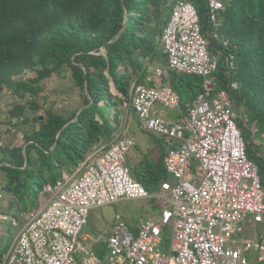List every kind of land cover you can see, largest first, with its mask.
<instances>
[{"label":"built area","instance_id":"built-area-1","mask_svg":"<svg viewBox=\"0 0 264 264\" xmlns=\"http://www.w3.org/2000/svg\"><path fill=\"white\" fill-rule=\"evenodd\" d=\"M225 1L207 0L208 19L215 27ZM160 40L166 67L154 68V85L135 87L131 107L138 128L161 138L164 168L172 181L147 191L126 165L135 141L116 136L82 172L44 186L47 198L26 214L0 264H250L251 252L257 263L264 262V186L238 125L249 118L234 107L228 89H217L220 56L209 51L190 0H176ZM224 59L230 75L234 55ZM169 69L203 79L187 113L173 122L154 110L156 103L178 108V94L163 82ZM228 86L232 90L237 83ZM248 128L257 133L254 125ZM143 198H155L160 213L140 221L136 233L119 214L109 235L83 233L91 209ZM248 219L260 231L247 233ZM100 241L105 252L97 255L92 248Z\"/></svg>","mask_w":264,"mask_h":264},{"label":"trees","instance_id":"trees-1","mask_svg":"<svg viewBox=\"0 0 264 264\" xmlns=\"http://www.w3.org/2000/svg\"><path fill=\"white\" fill-rule=\"evenodd\" d=\"M190 1L209 51L220 56L217 89H228L234 107L249 118L238 125L264 186V145L257 141L264 136V0H227L216 27L208 19L207 0ZM175 2L0 0V92L18 78L14 93L28 98L13 105L10 116L28 123L26 107L33 113L41 108L36 98L40 82L64 69L82 98L72 112L50 107L44 117L35 116L37 127L22 143L0 144V190L7 211L30 212L47 183H56L65 172L75 173L94 147H107L104 143L119 126L118 105L125 102L133 110L135 87L149 83L146 75L152 66L167 64L160 37ZM228 54L235 61L230 75L224 59ZM27 72L32 75L22 79ZM163 80L178 94V110L184 116L202 90V77L169 69ZM230 81L237 88L230 90ZM111 110L116 115L109 117ZM248 125L257 127V133ZM132 174L149 192L168 178L163 159ZM11 240L0 249V261Z\"/></svg>","mask_w":264,"mask_h":264},{"label":"rangeland","instance_id":"rangeland-1","mask_svg":"<svg viewBox=\"0 0 264 264\" xmlns=\"http://www.w3.org/2000/svg\"><path fill=\"white\" fill-rule=\"evenodd\" d=\"M102 53H104L103 49ZM164 65L166 66V64H162V66L160 65L159 67L164 68ZM30 75H32L31 72L24 73L22 79H28ZM15 79L13 81V85L6 87L0 92L1 145H18L19 143H22L25 136H27L34 128L37 127V123L35 122L34 117L37 115L40 117H44L45 110L50 107L56 111L72 112L82 105V98L80 92L78 88H76L73 84L71 73L68 69H64L59 74L53 75L50 78H46L40 82V86L42 89L36 98L39 100L41 108L36 113H33L32 111L28 110V107H26V116L28 117L29 122L24 123L22 122L21 118L18 119L16 117H11L9 112L13 105L18 103H25L28 99L27 95L24 99H22L14 93L15 83L19 81L18 78ZM112 90L114 91L113 88ZM167 110L175 111L174 109ZM114 113V110L108 111L109 117L115 116L116 114ZM116 117L119 123L117 131L109 141L104 143V146H108L117 134H131V131L137 125L136 114L133 112V110L129 109L128 106L125 105V103L118 105ZM259 140L260 143L264 145V136L260 137ZM99 148L100 147L94 148L93 153L99 150ZM260 153L264 152L261 151ZM135 154L137 156H144L143 152L141 153L138 149L131 150L130 153H127V155L129 156L127 157V163L128 158H134ZM89 156L91 157L92 154ZM146 158L148 159L149 157H147L146 155V157L144 156V160ZM195 166L196 164L192 162V167L195 168ZM47 196L48 195L44 194L43 192L40 193V195L38 196L37 207L43 203L44 199H46ZM0 207L1 249L3 245L6 244L9 238H12L13 240L14 237L17 235L19 228L26 220L27 212H17L16 210H11L10 212L7 211V200L1 190ZM116 213L120 214L126 224L130 225L133 223L135 224L139 219L157 217L160 213V207L156 204L155 198L122 199L109 205L95 207L90 210L88 216V223L83 227V230L86 232L95 233L109 232L111 230L110 225ZM15 215L18 218H16ZM244 227L247 228V231H250L251 229L259 227V224H256L251 219H248L244 222ZM165 229L166 237H168L169 229L168 227H166ZM249 262L250 264H258L256 263L254 252L250 253Z\"/></svg>","mask_w":264,"mask_h":264},{"label":"crops","instance_id":"crops-1","mask_svg":"<svg viewBox=\"0 0 264 264\" xmlns=\"http://www.w3.org/2000/svg\"><path fill=\"white\" fill-rule=\"evenodd\" d=\"M158 66H160V65H157L155 67H158ZM161 66H162V64H161ZM155 67L150 68L149 72H147L146 81L149 82V83L151 82V84L148 83L147 85H154L153 70H154ZM164 84L165 85H169L166 82H164ZM125 105H126V103H125ZM154 110L159 116H161L162 118H164L166 120L172 121V122L173 121H177L181 117L178 108L174 109L175 111L167 110V109H165V107H163L159 103H156L154 105ZM136 127L133 128V130L131 131L132 132L131 134H120V135H129L135 141V145L130 149V151L134 150V149H138V150H140L141 153L143 152L145 157L147 155V157H149V158L148 159L146 158L144 160V156H142V155L137 156L135 154L134 158H132V157L128 158V163H127V159H126V165H128L131 174L134 173L135 171H139L141 169V167L144 166L146 163L156 164L160 159H163V160L165 159V149H164V146H163L161 138L158 135L154 134V133H150L148 131L140 130L138 128V119H137ZM120 135L117 134V135H115V137L116 136H120ZM115 137L112 139V141L115 139ZM94 148H96V147H94ZM130 151L128 153H130ZM99 152L100 151L97 150L94 153H99ZM94 153L93 152L91 153L92 154L91 157L89 156L91 154L90 153L88 154V156L85 159V161H83V162H81L79 164L78 169L76 170L75 173L83 171L84 166L87 164L88 160L92 159L94 157L93 156ZM127 157H129V156L127 155ZM64 174H68V173L65 172V173H63V175ZM163 181H172V179H171V177L168 174V178L166 180H163ZM41 205L42 204H40L38 207L37 206L33 207L31 209V211L37 210ZM117 214L118 213H116L115 215H117ZM115 215H114V217H115ZM144 219H147V218H144ZM144 219H139L135 224L133 223V224H130V225H128V224H126V225H128V228L133 233H136L139 222L144 220ZM113 222H114V218H113L112 223L110 225L111 226L110 229H112ZM260 229L261 228L259 226V227L255 228V229H251L250 231H247V228L245 227L246 232L249 233V234H252V233H254L256 231H260ZM110 232H111V230L109 232H106V233L86 232V231L83 230V233H86L88 235H94V236H107V235L110 234ZM83 244H84V241H83ZM166 244H165V246H166ZM92 249L97 255H100V254L104 253L105 252L104 242L100 241L99 243L95 244Z\"/></svg>","mask_w":264,"mask_h":264},{"label":"clouds","instance_id":"clouds-1","mask_svg":"<svg viewBox=\"0 0 264 264\" xmlns=\"http://www.w3.org/2000/svg\"><path fill=\"white\" fill-rule=\"evenodd\" d=\"M227 1V0H226ZM226 1H225V5H226ZM161 38V37H160Z\"/></svg>","mask_w":264,"mask_h":264}]
</instances>
